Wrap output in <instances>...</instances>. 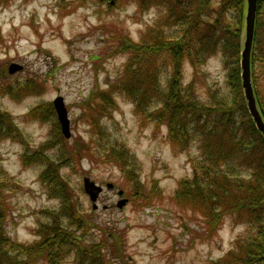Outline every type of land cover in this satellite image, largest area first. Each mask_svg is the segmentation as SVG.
Here are the masks:
<instances>
[{"label":"rangeland","instance_id":"1","mask_svg":"<svg viewBox=\"0 0 264 264\" xmlns=\"http://www.w3.org/2000/svg\"><path fill=\"white\" fill-rule=\"evenodd\" d=\"M141 2H0V69H4L0 110L13 118L23 137L20 143L10 138L0 141V175L7 176L11 185L6 191L9 215L5 229L12 239L31 243L37 238L36 221L46 220L47 212L57 215L60 210L59 194L51 197L40 181L42 163L27 167L21 160L25 148L48 144L43 151L61 164L57 174L73 190L80 218L92 220L95 226L78 232L84 242L98 238L99 227L120 228L128 264H215L244 232L245 224L227 216L207 234L200 212L176 202L175 189L181 179L191 178L190 158L199 155L198 150L187 147L181 151L169 141L165 124L142 119L123 96L115 98L108 115L96 110L100 101L89 105L93 94L107 89L123 70L126 54L119 44L127 39L139 42L156 18V7L140 8ZM10 63L22 67L9 73ZM226 72L219 56L211 57L195 73L187 64L181 86L193 80L192 89L199 99L208 101L207 89L217 88L218 94L230 100ZM15 80L29 83L34 93H22L17 98L3 93V86ZM258 87L264 95L262 77ZM58 95L70 121L68 137L55 132L49 114L43 113L41 118L30 115L38 103L53 107ZM51 115L59 127L55 110ZM110 147L122 153L113 155L115 150ZM247 169L245 165L238 172ZM84 177L102 187L95 208L82 188ZM134 179L141 184L140 190H149L147 201L127 195ZM122 198L128 202L119 208L116 203ZM66 222L63 219V224Z\"/></svg>","mask_w":264,"mask_h":264},{"label":"trees","instance_id":"2","mask_svg":"<svg viewBox=\"0 0 264 264\" xmlns=\"http://www.w3.org/2000/svg\"><path fill=\"white\" fill-rule=\"evenodd\" d=\"M99 1L111 5L116 0ZM139 6L156 7V18L147 25L139 42L127 39L119 44L126 54L123 70L107 89L93 94L89 105L100 101L96 110L108 115L115 98L123 96L142 119L165 124L169 141L181 151L196 148L199 155L190 158L192 176L179 181L174 192L176 202L200 212L207 234L227 216L245 224L244 232L215 264H264V137L248 113L240 78L246 0H142ZM251 45L250 76L256 107L264 120V95L258 87L259 77L264 80L262 16L255 18ZM215 56L221 57L226 66L230 100L218 94L217 88L207 89L208 101L199 99L193 92L192 79L181 86L187 64L195 73ZM24 81L3 86V93L13 98L34 93ZM53 112L51 104L38 103L30 115L41 118V114H49L55 132L61 135ZM92 124L96 126L97 120ZM3 138L19 143L23 140L13 118L0 110V141ZM48 146L25 148L21 160L27 167L42 163L40 181L51 197L59 194L60 210L57 215L47 212L45 222L36 221V241L21 243L12 239L4 223L9 215L6 191L11 185L7 176L0 175V264H128L123 255V229L99 227L98 238L85 242L81 239L79 231L95 226L92 220L80 218L73 190L57 174L61 164L47 158L43 151ZM110 149L115 150L113 155L122 153L118 148ZM243 165L248 169L238 172ZM130 182L127 195L147 201L149 190H140L141 184L135 179Z\"/></svg>","mask_w":264,"mask_h":264},{"label":"water","instance_id":"3","mask_svg":"<svg viewBox=\"0 0 264 264\" xmlns=\"http://www.w3.org/2000/svg\"><path fill=\"white\" fill-rule=\"evenodd\" d=\"M256 0H246V12L244 17V39L242 43V49L240 52V78H241V87L243 91V97L246 102V108L249 115L252 118V121L256 129L260 132L262 137H264V120L262 114L260 113L256 98L253 90L252 79H251V70H250V53L252 47V41L254 36V25H255V16H256ZM22 66L17 63H10L8 66V72L13 73L16 69H21ZM53 107L56 113V117L60 124L61 133L65 137L70 136V121L68 118V113L64 105L62 96H57L53 99ZM110 184H107V187H110ZM84 191L89 195L90 200L93 202V207H97L95 201L102 190L100 185L96 184L93 180H90L88 177L83 179ZM121 190L118 191L120 195ZM127 201L126 198H122L117 201V207L123 206Z\"/></svg>","mask_w":264,"mask_h":264},{"label":"flooded vegetation","instance_id":"4","mask_svg":"<svg viewBox=\"0 0 264 264\" xmlns=\"http://www.w3.org/2000/svg\"><path fill=\"white\" fill-rule=\"evenodd\" d=\"M256 13V16L258 17L264 15V0H256Z\"/></svg>","mask_w":264,"mask_h":264}]
</instances>
